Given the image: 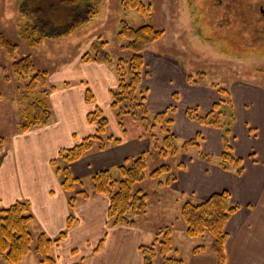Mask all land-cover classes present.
I'll list each match as a JSON object with an SVG mask.
<instances>
[{
    "label": "crops",
    "instance_id": "0c3cea01",
    "mask_svg": "<svg viewBox=\"0 0 264 264\" xmlns=\"http://www.w3.org/2000/svg\"><path fill=\"white\" fill-rule=\"evenodd\" d=\"M80 63L81 69L71 77H65L63 85L50 95L52 120L49 125L28 132L18 129L8 140L3 136L0 208L26 201L32 215L28 229L34 240L41 234L57 239L65 233V238L51 251L56 264H144L140 247L144 244L145 232L140 223L146 216L140 218L136 226H113L108 219L109 196L95 193L92 187L86 192L88 198L78 197L75 193L69 194L62 185V170L67 161L61 154L96 133V126L87 119L96 107H100L107 117L109 133L121 139L122 144L93 151L70 163V175L76 180L74 190L81 179L92 181V176L101 170H115L151 148L150 140L141 138L144 131L140 125L129 121L128 132L124 134L118 124L111 109L110 91L117 87L113 70L100 62L85 64L79 61L76 65ZM170 67L168 63L163 64L162 69L168 70L165 76L174 84L178 79L182 91H177L179 87L173 85L167 100L168 93L146 85L149 108L156 113L176 106L175 135L187 140L201 134L204 138L201 151L216 160L223 151V132L200 125L187 117L186 112L195 108L208 112L221 96L209 86L187 84L177 76L176 69ZM154 80L152 75L151 81ZM65 82L69 84L65 85ZM88 88L94 94L92 102L86 100ZM230 88L235 112L231 145L235 156L243 159L242 174L224 170L216 161L206 162L198 157L197 151H191L181 158L184 168L178 170L173 189L180 196V212L185 198L201 201L212 194L229 191L232 202L240 209L226 225V264H264V88L241 82H234ZM174 93L178 95L177 101L173 99ZM21 121L22 112L14 122L20 124ZM135 127L140 128L132 133ZM72 197H75L74 207L70 204ZM182 231L187 235L185 226ZM184 262L218 264L212 252L193 254L191 251ZM154 264H162L160 255Z\"/></svg>",
    "mask_w": 264,
    "mask_h": 264
},
{
    "label": "rangeland",
    "instance_id": "374dc122",
    "mask_svg": "<svg viewBox=\"0 0 264 264\" xmlns=\"http://www.w3.org/2000/svg\"><path fill=\"white\" fill-rule=\"evenodd\" d=\"M65 1L0 0V34L19 46L18 59L31 55L36 67L48 71L49 81L57 87L63 85L65 77H71L81 69V63L79 66L76 63H89L82 58L91 51L95 41L106 42V51L114 62L121 57L129 59L131 52L121 50L122 43L118 37L122 22H126L134 28L149 24L164 31L162 38L145 52V75L141 88L147 90L148 108L149 89L146 85L168 93L167 100L173 85L179 87L177 91H182L178 79L175 84L167 80L165 71L168 70L162 69L165 63L171 66V70L176 69L177 76L187 84L205 85L217 91L220 100L221 89L228 90L233 97L230 87L234 82L264 88V0H143L145 6L152 9L149 17H143L135 10L125 11L123 0H98V11L93 17L85 20L84 25L71 34H63L75 16L72 5ZM82 4L80 8L84 7ZM40 21H50L51 24L46 26L43 23L41 26ZM32 24L40 26L36 33L32 31ZM25 26L30 30L24 38L21 29ZM37 38H43L40 44H30ZM0 65L6 68V75L11 78L6 81L5 74H0V135L8 140L18 130L19 124L14 121L29 99L23 96L26 82H19L13 76L12 61L5 50H0ZM107 66L113 70L111 65ZM199 74H204L200 83L188 81L189 76L197 77ZM152 75L154 82L151 81ZM145 79L151 82L144 84ZM175 98L178 99L176 93L173 99L177 101ZM221 109L226 124H229L231 115L235 117L234 106L224 104ZM139 128H132V133ZM180 158L177 156L166 162L150 161L146 174L162 163L172 165L173 172H178L175 165ZM166 180L167 175L158 180L147 178L138 185L150 196L147 215L140 220V227L145 232L143 245L151 246L157 237L162 240L163 235L156 236L152 232L168 227L174 234L173 247L177 252L173 254L176 257L185 261L199 245L205 246L204 252H212L213 238L209 234L190 239L183 233L185 224L180 214L179 194L173 187H159L158 184ZM80 181L82 183L78 182L77 189H70L69 194L94 188L93 181ZM36 243L35 238L33 251L19 264H41L40 256L34 251ZM0 264H9L1 254Z\"/></svg>",
    "mask_w": 264,
    "mask_h": 264
},
{
    "label": "trees",
    "instance_id": "16d2710c",
    "mask_svg": "<svg viewBox=\"0 0 264 264\" xmlns=\"http://www.w3.org/2000/svg\"><path fill=\"white\" fill-rule=\"evenodd\" d=\"M66 4L73 7L74 18L63 34H71L82 27L85 20L93 17L98 9V0H67ZM83 3V8L79 5ZM125 11L135 10L143 17H149L152 9L145 6L143 0H123ZM49 26L50 21H40L39 25ZM21 29V34L25 38L29 27ZM40 26L32 24V31L36 33ZM30 30V29H29ZM164 34L163 30L154 28L152 25H143L138 28L122 22L118 32L119 40L122 43L121 50L131 52L129 59L118 58L116 62L106 51V42L100 40L92 44L90 52L82 58L84 62H104L111 65L117 77L118 85L110 91L112 104L111 109L116 115L118 124L124 134H127V123L130 121L139 124L143 128L141 138H147L151 142L148 152L142 153L124 164L119 165L115 170L105 169L94 174L92 181L94 191L97 194H105L110 197L108 219L111 225L136 226L138 219L147 215L149 209L150 196L138 185L147 178L158 180L167 175L165 182L159 181V187H173L177 182V171L173 172V166L162 163L149 174H146L150 161L158 160L166 162L170 158L186 156L191 149L197 151L199 158L206 162H217L224 170L234 171L242 174L243 159L235 156L231 145L232 121L226 124L223 118V109L226 104L233 106L231 94L226 89H221V100L215 104L212 110L202 112L199 109H188L186 114L191 120L198 122L202 126H207L223 130V151L215 158L204 154L201 151L203 136L181 140L173 132L174 116L176 107L169 106L165 110L151 113L148 108L147 90L141 88V82L145 75V52L155 42L159 41ZM43 38L30 41V44H40ZM19 46L0 34V50H5L12 61L13 76L19 82H26L24 87V99H29V103L22 108V121L18 129L28 132L37 128L45 127L51 123L52 113L49 105L50 95L57 90V86L49 81V72L40 70L34 64L31 55L24 58H17ZM4 73V79L11 80L10 75H6V68L0 65V74ZM204 74L197 77L189 76L188 81L200 83ZM68 85V82L64 83ZM177 98V96H175ZM175 98V99H176ZM86 100L92 102L94 94L90 88L86 90ZM177 100V99H176ZM89 123L96 126V133L84 138L78 145L64 150L62 158L67 161V166L63 168L64 176L62 185L66 190L73 188L75 179L70 175L69 164L82 159L93 151H104L110 147L122 144V140L109 133V121L100 107H96L87 115ZM5 143V138L0 135V155ZM181 143V144H179ZM180 158L175 168L181 170L184 163ZM80 182V181H78ZM78 197L88 198L85 191H76ZM75 196V197H76ZM71 198V207H74V199ZM240 206L232 202L231 193L223 191L215 193L201 201L191 199L183 200L181 207V218L186 227V234L194 239L209 234L213 238L212 252L217 257L218 264H226L225 245L228 238L226 225L229 219L239 211ZM32 215L30 205L26 201H17L7 208H0V254L4 256L9 264H19L23 258L32 251L34 241L33 235L28 229V223ZM72 218V217H71ZM71 220H69L70 228ZM163 235L160 240L151 246H141L140 250L144 258V264H154L157 256H161L162 264H185L183 259L174 255L177 249L173 247L171 228L159 229L156 236ZM65 238V233L57 239H50L45 234H41L36 239L34 251L40 256L41 264H56L55 258L51 256L54 245ZM205 246H196L193 254L204 252Z\"/></svg>",
    "mask_w": 264,
    "mask_h": 264
}]
</instances>
